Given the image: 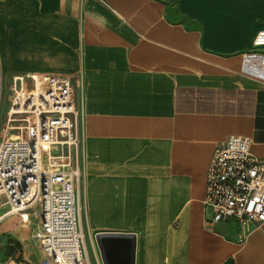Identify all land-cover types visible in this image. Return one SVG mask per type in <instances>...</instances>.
<instances>
[{
    "label": "crops",
    "instance_id": "crops-1",
    "mask_svg": "<svg viewBox=\"0 0 264 264\" xmlns=\"http://www.w3.org/2000/svg\"><path fill=\"white\" fill-rule=\"evenodd\" d=\"M262 30L264 0H0V140L24 81L70 79L88 264H264V223L238 243L201 202L228 137L264 160V84L239 74Z\"/></svg>",
    "mask_w": 264,
    "mask_h": 264
},
{
    "label": "built area",
    "instance_id": "built-area-1",
    "mask_svg": "<svg viewBox=\"0 0 264 264\" xmlns=\"http://www.w3.org/2000/svg\"><path fill=\"white\" fill-rule=\"evenodd\" d=\"M252 46L264 47V30ZM239 74L264 84V55L243 53ZM28 79L32 89H17L7 111L9 130L18 134L0 140V222L32 211L38 220L33 234L38 264H88L76 161L82 109L74 105L67 77ZM250 145L248 138L230 136L213 150L201 201L213 224L236 226L238 243L264 223V160L251 154ZM0 264L28 263L18 254Z\"/></svg>",
    "mask_w": 264,
    "mask_h": 264
},
{
    "label": "rangeland",
    "instance_id": "rangeland-1",
    "mask_svg": "<svg viewBox=\"0 0 264 264\" xmlns=\"http://www.w3.org/2000/svg\"><path fill=\"white\" fill-rule=\"evenodd\" d=\"M25 89L31 90L33 85L29 80L24 81ZM1 112V111H0ZM7 134L16 135V131H9ZM46 147V144H43ZM81 169V168H80ZM84 175L81 170V178L79 181V193L83 184ZM26 222L17 217L7 218L0 224V262L6 260L8 257H16L18 254L20 258L26 259L30 264L36 262V256L29 253L33 251L35 253V242L32 239L33 225L29 224V221H33L31 217L26 216Z\"/></svg>",
    "mask_w": 264,
    "mask_h": 264
},
{
    "label": "bare ground",
    "instance_id": "bare-ground-1",
    "mask_svg": "<svg viewBox=\"0 0 264 264\" xmlns=\"http://www.w3.org/2000/svg\"><path fill=\"white\" fill-rule=\"evenodd\" d=\"M11 137H13V138H14V136H13V135H11ZM24 217H25V216H24V215H22V214L18 216V218L20 219V223L22 222V220L24 219ZM25 222H26V221H25Z\"/></svg>",
    "mask_w": 264,
    "mask_h": 264
}]
</instances>
